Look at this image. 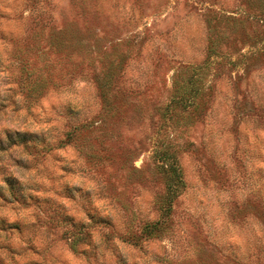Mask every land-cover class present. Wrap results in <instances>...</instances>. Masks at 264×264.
<instances>
[{"label":"rangeland","instance_id":"1","mask_svg":"<svg viewBox=\"0 0 264 264\" xmlns=\"http://www.w3.org/2000/svg\"><path fill=\"white\" fill-rule=\"evenodd\" d=\"M8 84L61 106L60 144L107 197L97 207L91 192L63 185L51 190L71 206L29 204L6 177L5 205L37 212L35 223L0 217V233L29 242L0 240V251L46 264H264V0H0ZM73 95L77 107L64 109Z\"/></svg>","mask_w":264,"mask_h":264},{"label":"clouds","instance_id":"2","mask_svg":"<svg viewBox=\"0 0 264 264\" xmlns=\"http://www.w3.org/2000/svg\"><path fill=\"white\" fill-rule=\"evenodd\" d=\"M4 47H8L4 45ZM7 74H5L6 76ZM14 84H8L0 88V144L4 145L0 149V189L3 190V196L9 200L12 199L8 186L5 183L6 177H15L22 182L24 191L21 193L25 200L29 197H49L57 199L59 203L70 205L67 199H63L54 195L51 189L60 190L63 185L71 188L81 187L84 191L92 193L93 202L97 207H104L107 194L104 198L99 196L100 186L90 179L94 173L85 164L83 157L76 151L72 145H61L60 141L63 136V117L60 114V105L51 102H45L41 99L33 101L26 99L19 92L13 94L9 92V88H15ZM76 108L77 103L73 96L63 104V108ZM12 134V138L16 143H12L8 139V134ZM19 133L20 135H17ZM24 134H35L36 137L43 138V143L39 141L23 142L21 137ZM59 158V159H54ZM62 168L69 171H61ZM77 169L82 170L77 173ZM44 189H49L45 191ZM73 195L79 199L80 193L73 191ZM0 217L6 218L8 223H16L23 221L27 223H35L33 213L37 212L34 206L28 209L22 208L18 203L13 202L11 205H5L4 199L0 198ZM12 209H16L13 211ZM43 229L37 233L36 238L31 241L38 249L42 248ZM0 240L4 243L11 244L14 248H27L28 241L22 240L13 230L12 239L9 240L7 235L0 233ZM119 244V240L116 241ZM121 248L124 246L121 244ZM71 259V257H68ZM0 260L4 264H28L29 261H37L39 264H46L42 256H38L28 251L24 256H10L7 251H0ZM48 264H54L49 258Z\"/></svg>","mask_w":264,"mask_h":264},{"label":"trees","instance_id":"3","mask_svg":"<svg viewBox=\"0 0 264 264\" xmlns=\"http://www.w3.org/2000/svg\"><path fill=\"white\" fill-rule=\"evenodd\" d=\"M171 157L168 153H166V154H162L160 158L163 162L162 168L164 170L167 169V171H163V174L166 172L168 191L170 194H174L178 190V186H179L178 181H176L175 179V177L177 176L178 167L175 163L176 160ZM178 176L180 177L179 174Z\"/></svg>","mask_w":264,"mask_h":264}]
</instances>
